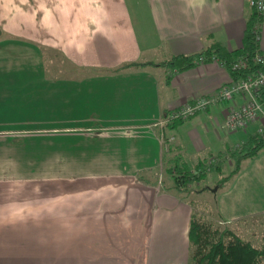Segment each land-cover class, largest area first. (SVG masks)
Instances as JSON below:
<instances>
[{
    "label": "crops",
    "instance_id": "crops-1",
    "mask_svg": "<svg viewBox=\"0 0 264 264\" xmlns=\"http://www.w3.org/2000/svg\"><path fill=\"white\" fill-rule=\"evenodd\" d=\"M249 7L250 0H0L3 36L29 48L55 49L73 62L68 66L75 71L96 73L77 81L82 98L72 101L77 102L71 107L75 110L92 96L87 99L93 103L89 109L83 106L70 114L68 107L65 117L48 120H62V125L48 128L46 136L73 137V154L64 155L78 169L73 180L80 194L48 198L42 214L54 232L66 235L64 241L70 225L88 233L76 246L63 243L61 258L77 247L78 264H187L192 208L173 182L162 187L163 172L170 173L167 168L176 156L192 165L242 143L261 122L228 132L227 108L243 100L235 95L181 124L158 123L185 101L215 93L233 80L225 60L216 54L195 59L185 69L159 63L174 55L203 52L215 41L227 50L240 47ZM259 21L257 48L264 55V11ZM136 62L142 64L122 67ZM105 81L117 85L107 90L96 85ZM228 182L229 192L241 184V195L249 203L231 219L219 216L220 221L235 224L230 229L238 234L248 229L246 217H258L255 223L262 233L255 245L264 243V147L243 159ZM21 210L0 196V232L12 230L9 216H20ZM59 223L65 232L57 228ZM36 262V255L22 256L21 245L16 255L7 239L0 241V264Z\"/></svg>",
    "mask_w": 264,
    "mask_h": 264
},
{
    "label": "rangeland",
    "instance_id": "rangeland-1",
    "mask_svg": "<svg viewBox=\"0 0 264 264\" xmlns=\"http://www.w3.org/2000/svg\"><path fill=\"white\" fill-rule=\"evenodd\" d=\"M251 11L249 7L248 12ZM257 23L258 26L261 25V21ZM16 40L13 37L3 36L0 32V196L9 198L14 206L20 207L22 215L9 216L12 222L7 223L11 224L12 230L7 233L0 232V241L4 238L11 243L12 254L14 251L16 255L19 254L21 245L22 256L36 255L38 262L33 264H78V248H70L69 252L61 258L64 254L61 245L71 241L76 246L84 234L87 236L88 233L83 227L85 233L81 232L77 226L70 225L71 228L67 232L68 241H64L66 235L60 231L54 232L53 224L48 225V217L42 214L48 198L51 201L62 196L80 194L76 192L79 184L73 180L78 174V169L71 167V162L64 155V153L73 154L72 147L74 146H69V141L73 137L46 136V134L49 132L48 128L62 125V120H48L53 119V115L65 117L69 111L68 107L71 108L74 103H77H72V101L82 98L77 81L84 76H93L96 73L75 71L68 66L73 62L55 49H40L37 45L29 48L23 44L25 42ZM96 85L107 90L116 86L117 83L105 81L97 82ZM80 88L83 90L82 84ZM120 88L124 89L126 86ZM87 99L94 98L88 96L84 99L86 105L83 103L77 105L75 110H80L83 106L89 109L93 103L92 100ZM75 110L71 108L70 114ZM261 117H264V112L258 119L251 122L259 123L260 121L262 127L264 121ZM163 118L158 123L164 126L173 121L167 122L166 120L163 123ZM67 121L68 119L65 122ZM225 128L228 132L237 130L226 125ZM56 131H62V129ZM167 139H173V136ZM78 143H80L79 140L75 146ZM240 143H234L222 152L203 157L205 159L204 168L194 169L197 161L189 165L191 176L198 175L204 170L207 171V175L199 180H191L187 185H180L182 189L180 192L175 189L177 194L191 205L192 211L219 228L227 226L235 229V224H223L219 218L231 219L236 216L234 215L236 212L246 210L249 203V200L241 195L243 189L241 184L233 192H229L228 186L232 181L225 184L229 177L223 178L234 168L231 152ZM221 160V170L217 171L213 167ZM259 162L262 164L261 160ZM170 163L173 165V161ZM172 174L177 175L174 172H163L162 187L173 182ZM220 180H222V185L217 186ZM214 188L215 191H212ZM244 192L247 193L245 189ZM219 209H221V215ZM243 221L248 225V229H243L238 234L243 238H250L253 244L260 243L261 226L255 223V221L259 222L258 217L256 219L246 217ZM63 227L61 223L57 226L65 232ZM250 229L259 232L254 233ZM48 246H50L49 250ZM47 257L55 260L54 263L51 260L46 261ZM188 263H190L189 257Z\"/></svg>",
    "mask_w": 264,
    "mask_h": 264
},
{
    "label": "trees",
    "instance_id": "trees-1",
    "mask_svg": "<svg viewBox=\"0 0 264 264\" xmlns=\"http://www.w3.org/2000/svg\"><path fill=\"white\" fill-rule=\"evenodd\" d=\"M250 7L252 11L247 18L243 43L240 47L227 50L224 45L215 41L212 47L203 52L191 55H174L168 61L159 64L171 68L185 69L192 66L194 60L199 59L201 56L206 59L210 58L212 54H216L219 58L221 56L225 60L233 79L246 77L256 71L264 72V63H253L251 60L241 69H231V63L235 59L242 56L251 58L258 52L254 27L258 24L257 21L260 20L262 13H259L254 6ZM135 64L142 63H125L122 67ZM259 100L264 105V86L260 89ZM182 121L183 119L178 118L174 119L171 123H181ZM263 147L264 125L259 130L248 133L245 140L232 150L231 156L234 159V168L230 174L223 176V178H227L235 173L240 168L243 159L253 157ZM180 157L176 156L172 160L173 165L167 168L168 172L177 174H172L173 188L179 192L182 190L180 185H187L191 180H199L207 175V171L204 170L198 175L191 176L190 166L187 162L181 160ZM198 167H205V159H198L194 165V169ZM221 167L222 160L218 161L213 168L220 171ZM222 180L218 182L217 186L222 185ZM188 239L190 243V263L188 264H264V243L255 245L250 240L235 233L229 227L219 228L194 211H192L189 222Z\"/></svg>",
    "mask_w": 264,
    "mask_h": 264
},
{
    "label": "built area",
    "instance_id": "built-area-1",
    "mask_svg": "<svg viewBox=\"0 0 264 264\" xmlns=\"http://www.w3.org/2000/svg\"><path fill=\"white\" fill-rule=\"evenodd\" d=\"M250 6H254L259 13L264 11V0H250ZM258 24L254 27L256 38H258ZM201 56L199 60H203ZM253 63H264V55L259 52L255 53L251 58L242 56L235 59L231 63V69H241L249 61ZM264 86V72L256 71L246 77L233 79L228 83L223 84L219 89L212 94L200 96L193 100L185 101L180 107L170 111L162 122L174 119H184L194 115L197 111L204 110L211 104L216 102L231 100L235 95L243 97L242 102L237 106H230L226 111L225 125L231 129L245 127L254 119H258L264 112V105L260 102V89Z\"/></svg>",
    "mask_w": 264,
    "mask_h": 264
},
{
    "label": "water",
    "instance_id": "water-1",
    "mask_svg": "<svg viewBox=\"0 0 264 264\" xmlns=\"http://www.w3.org/2000/svg\"><path fill=\"white\" fill-rule=\"evenodd\" d=\"M212 191H215V188H214V189H212Z\"/></svg>",
    "mask_w": 264,
    "mask_h": 264
}]
</instances>
